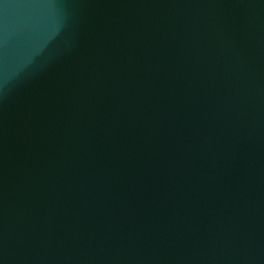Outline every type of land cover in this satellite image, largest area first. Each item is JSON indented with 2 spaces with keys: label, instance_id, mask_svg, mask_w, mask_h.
Segmentation results:
<instances>
[{
  "label": "water",
  "instance_id": "obj_1",
  "mask_svg": "<svg viewBox=\"0 0 264 264\" xmlns=\"http://www.w3.org/2000/svg\"><path fill=\"white\" fill-rule=\"evenodd\" d=\"M0 264H264V0H0Z\"/></svg>",
  "mask_w": 264,
  "mask_h": 264
}]
</instances>
